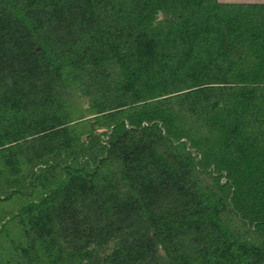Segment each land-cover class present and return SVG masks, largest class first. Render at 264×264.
I'll return each instance as SVG.
<instances>
[{"label":"trees","instance_id":"16d2710c","mask_svg":"<svg viewBox=\"0 0 264 264\" xmlns=\"http://www.w3.org/2000/svg\"><path fill=\"white\" fill-rule=\"evenodd\" d=\"M0 264H264V4L0 0Z\"/></svg>","mask_w":264,"mask_h":264},{"label":"crops","instance_id":"0c3cea01","mask_svg":"<svg viewBox=\"0 0 264 264\" xmlns=\"http://www.w3.org/2000/svg\"><path fill=\"white\" fill-rule=\"evenodd\" d=\"M227 4H264V0H218Z\"/></svg>","mask_w":264,"mask_h":264},{"label":"rangeland","instance_id":"374dc122","mask_svg":"<svg viewBox=\"0 0 264 264\" xmlns=\"http://www.w3.org/2000/svg\"><path fill=\"white\" fill-rule=\"evenodd\" d=\"M10 238H11L12 241H13V240L15 241L16 238H17L16 235L14 234V232H12V231H11Z\"/></svg>","mask_w":264,"mask_h":264}]
</instances>
